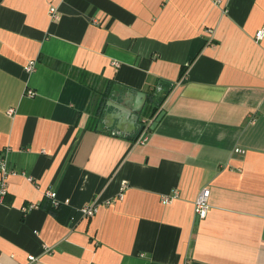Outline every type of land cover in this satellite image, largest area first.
Here are the masks:
<instances>
[{
  "label": "crops",
  "instance_id": "1",
  "mask_svg": "<svg viewBox=\"0 0 264 264\" xmlns=\"http://www.w3.org/2000/svg\"><path fill=\"white\" fill-rule=\"evenodd\" d=\"M111 90L156 127L103 126ZM0 157V264H264V0H0Z\"/></svg>",
  "mask_w": 264,
  "mask_h": 264
},
{
  "label": "water",
  "instance_id": "2",
  "mask_svg": "<svg viewBox=\"0 0 264 264\" xmlns=\"http://www.w3.org/2000/svg\"><path fill=\"white\" fill-rule=\"evenodd\" d=\"M148 101V95L138 91L111 90L108 98L102 104L100 120L103 126L106 122L112 123L114 128L121 132L131 134L140 127V117ZM154 97L153 105H157ZM163 116L159 111L150 122L148 129L153 130Z\"/></svg>",
  "mask_w": 264,
  "mask_h": 264
},
{
  "label": "built area",
  "instance_id": "3",
  "mask_svg": "<svg viewBox=\"0 0 264 264\" xmlns=\"http://www.w3.org/2000/svg\"><path fill=\"white\" fill-rule=\"evenodd\" d=\"M49 16L52 19H56L57 16L55 15L54 11H49ZM263 37V31L262 30H258L254 33L253 39L255 41H259L261 40V38ZM116 66V65H114ZM32 70V65L29 64L27 66L24 67V71L25 72H30ZM24 95L26 97H31L32 96V92L31 91H26L24 93ZM13 113L12 109H8L6 112L7 116H10ZM145 120H141L140 121V126H145ZM235 152H239L238 150H235ZM13 172L11 170L8 169L6 162L4 160V158L0 157V202H2L3 198L6 195V180L7 177L9 175H12ZM45 197L48 198L50 200V203L53 207L58 205V202L55 199V194L53 192H46L45 193ZM208 197H209V192L207 189H201L197 196L195 197L194 201H193V214L195 217V220H202L205 218L206 214H207V210H208ZM173 199L172 197H163L161 199V203L162 204H167L169 203L171 200ZM32 206H28L26 207L27 209L31 208ZM23 208V211H26L27 209ZM95 210H96V205L95 203H90L87 205H84L83 207H81L78 210V214L80 215L81 218H85V219H89L91 217H93V215L95 214ZM35 262V258L32 256H27L26 257V263L25 264H34Z\"/></svg>",
  "mask_w": 264,
  "mask_h": 264
},
{
  "label": "trees",
  "instance_id": "4",
  "mask_svg": "<svg viewBox=\"0 0 264 264\" xmlns=\"http://www.w3.org/2000/svg\"><path fill=\"white\" fill-rule=\"evenodd\" d=\"M183 74H184V68L181 69V73L179 74V76L182 77ZM154 97H156L154 93H151V94L148 95V101H147V103H146V107H145V110H144L145 112H146V110H147V118H148V119H153V118L155 117V115L158 113V110H159V106H160L159 103H158L156 106L153 105ZM99 104H100V103H98V105H99ZM98 105H97V107H96V110H97V108H98ZM97 112H98V111H97ZM143 130H145V127H144V126H140L139 129L137 130V134H136L135 138H133V139H136V137H138V135H139ZM45 198H46V197H45ZM46 199H47V198H46ZM49 204H50V203H48L46 210H48V212H50V213L53 214L54 216L58 217V216L61 215V214H65L66 211H65V210L63 211V210L59 207V205L53 207L51 204H50V205H49Z\"/></svg>",
  "mask_w": 264,
  "mask_h": 264
}]
</instances>
